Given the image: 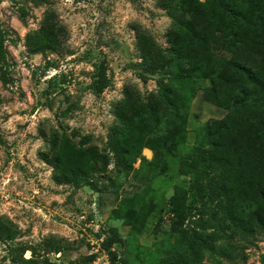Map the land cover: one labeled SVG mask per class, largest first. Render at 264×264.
I'll use <instances>...</instances> for the list:
<instances>
[{
	"label": "trees",
	"instance_id": "obj_1",
	"mask_svg": "<svg viewBox=\"0 0 264 264\" xmlns=\"http://www.w3.org/2000/svg\"><path fill=\"white\" fill-rule=\"evenodd\" d=\"M158 7L172 18L167 32L169 52L140 27L135 28L137 50L150 73L177 66L180 87L176 82V87L165 86L146 101L139 92L126 89L114 107L115 124L103 150L92 143L91 136L74 131L68 136L51 129L44 136L46 147L39 159L51 168L55 184L74 189L86 184L92 192L101 193L107 189L99 181L113 184L112 170L117 179L144 170L154 173L168 157L180 154L178 173L185 187H174L170 197L167 233L177 239L157 251L156 264H205L206 254L209 264H244L246 250L264 238V0H209L208 4L158 0ZM24 17L21 9L20 20ZM64 34V27L48 14L38 30L26 35V50L44 58L60 53ZM7 38L8 31L0 24V83L5 88L10 84ZM214 51L230 58L217 59ZM188 81L206 83L202 100L224 116L205 126L203 145L186 151L189 100L182 87ZM109 86L107 64L101 60L89 89L98 96ZM142 152L146 158L151 152L152 158L147 160ZM122 183L114 186L116 196ZM18 235V227L0 216V243L8 247L12 264H52L48 255L63 256L70 249V243L55 237L34 246L17 244ZM114 243L115 237L108 238L100 248L110 264H127L113 251Z\"/></svg>",
	"mask_w": 264,
	"mask_h": 264
},
{
	"label": "rangeland",
	"instance_id": "obj_2",
	"mask_svg": "<svg viewBox=\"0 0 264 264\" xmlns=\"http://www.w3.org/2000/svg\"><path fill=\"white\" fill-rule=\"evenodd\" d=\"M198 2L208 4L209 0ZM48 14L64 27L65 34L60 53L44 58L28 53L25 37L38 30ZM171 23L158 0H46L41 5L31 0H2L0 24L8 31L5 47L10 84L5 88L0 83V137L4 142L0 145V216L18 227L14 243L34 246L48 237L70 243L63 256L48 255L52 264L87 257L81 264H110L100 245L112 237L113 251L127 264H156L160 258L157 251L175 244L176 236L167 233L170 197L174 187H185L178 173L180 154L168 157L154 173L144 170L122 181L110 166L113 184L100 180L107 189L101 193L92 192L86 184L79 189L55 184L51 168L38 156L51 129L68 136L72 131L91 136L92 143L103 150L115 124L114 107L126 89L139 92L146 101L165 86L176 87L175 82L179 88L177 66L148 72L136 44L135 28L140 27L168 53ZM213 55L230 58L219 51ZM101 60L107 64L110 86L95 96L89 85ZM205 86L204 82L188 81L182 87L189 100L186 151L203 145L205 126L224 116L202 100ZM151 158L150 152L146 159ZM120 182L116 196L114 186ZM246 255L244 264H264V238H258ZM29 257L26 252L24 258ZM0 264H12L8 247L1 243ZM205 264H209L208 254Z\"/></svg>",
	"mask_w": 264,
	"mask_h": 264
}]
</instances>
